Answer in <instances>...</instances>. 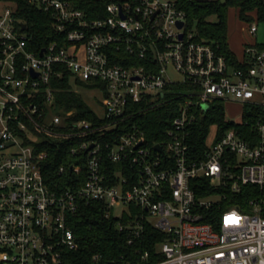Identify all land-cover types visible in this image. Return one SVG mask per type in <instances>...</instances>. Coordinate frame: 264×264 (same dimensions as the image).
<instances>
[{"label": "built area", "instance_id": "obj_1", "mask_svg": "<svg viewBox=\"0 0 264 264\" xmlns=\"http://www.w3.org/2000/svg\"><path fill=\"white\" fill-rule=\"evenodd\" d=\"M28 1L60 35L37 50L17 3L0 0L11 5L0 10V264H61L76 247L69 219L90 203L112 216L123 209L129 245L147 224L164 232L159 264H264V42L246 46L236 66L198 39L173 0H107V17L95 20L68 1ZM66 71L73 85L103 91L101 123L58 111L52 79ZM169 99L179 102L167 140L151 148L136 119ZM217 104L241 106V122L201 127ZM198 136L203 149L191 144ZM48 139L75 142L78 164L59 168L72 187L45 179ZM247 187L258 196L224 209L215 226L203 221ZM205 188L211 194L199 198Z\"/></svg>", "mask_w": 264, "mask_h": 264}, {"label": "trees", "instance_id": "obj_2", "mask_svg": "<svg viewBox=\"0 0 264 264\" xmlns=\"http://www.w3.org/2000/svg\"><path fill=\"white\" fill-rule=\"evenodd\" d=\"M17 3V18L28 26V30L33 37L32 44L37 50L42 49L58 40V34L53 28V19L50 15L37 9L28 0H14ZM74 3L79 9L86 11L92 19H103L107 17V0H63ZM178 7L187 14L188 28L198 35L199 40L213 42L219 51L234 65L238 66L237 56L232 52L228 37L229 25L228 14L231 8L237 9L240 18L244 22L253 23L257 21L264 25V0H173ZM215 18L216 21H212ZM88 83H79L85 85ZM91 85V84H89ZM53 88L57 89L55 94L58 111L65 113L74 111L76 118L86 119L91 123H101L100 116L95 113L85 102L82 96L74 91L71 73L66 71L64 79L53 77ZM181 87L170 88L172 91H180ZM172 95V94H171ZM173 96V95H172ZM170 96L169 98H171ZM168 104L158 109H148L142 117H137L136 121L143 124L145 129L146 144L151 148L157 143L166 141V131L171 127L174 118L173 111L177 107L178 100L169 99ZM250 108H246L249 110ZM246 121L251 120L247 113L244 117ZM252 123V122H251ZM218 125L229 129L233 124L225 120V108L222 104L216 105L213 114H208L201 127ZM252 124L246 127V131H251ZM246 137V136H245ZM203 149L205 140L198 136L191 141ZM75 145L73 141H60L48 139L41 149L48 152V159L43 164V175L47 182L55 190H63L72 187L68 183L71 176L59 174L62 165L69 166L72 163L78 164L76 156L71 155V149ZM195 147V149H197ZM110 165V164H109ZM113 168L115 165H110ZM117 167V165H116ZM86 170L83 171L85 180ZM83 182V180H82ZM255 187H247L237 196H231L228 202H223L221 207L204 211L203 221L215 226L221 213L229 206L241 203L245 204L253 199ZM208 190V191H207ZM211 194L209 189L197 191L199 198ZM128 221V216L117 219L109 215L107 208L101 203L81 204L79 211L72 215L69 224L75 235L76 247L66 250L63 254L61 264H159L165 257L160 252L159 247L166 242L168 236L156 230L152 225L147 224L143 237L133 245H129L128 236L119 231V223ZM147 255V256H146ZM98 256L100 259L96 260Z\"/></svg>", "mask_w": 264, "mask_h": 264}, {"label": "rangeland", "instance_id": "obj_3", "mask_svg": "<svg viewBox=\"0 0 264 264\" xmlns=\"http://www.w3.org/2000/svg\"><path fill=\"white\" fill-rule=\"evenodd\" d=\"M224 1V0H220ZM6 7H11L10 4L2 3L0 4V10H3ZM212 21H216L215 18H212ZM228 25H229V44L231 48L240 54L241 50L245 44L251 45L252 42L256 41L258 43L264 42V25L258 24V33L256 37H253L249 33L250 24L241 20L239 12L237 9L231 8L228 14ZM74 91L79 93L88 106L99 116L104 115V93L103 91L95 87V85H77L74 86ZM243 108L239 105L228 104L225 109V120L227 123H238L242 120ZM214 130V129H213ZM211 202H219L221 198L217 195L211 196L209 199ZM122 208L118 207L114 210L113 217L117 218L121 216ZM152 221H157V219H152Z\"/></svg>", "mask_w": 264, "mask_h": 264}, {"label": "crops", "instance_id": "obj_4", "mask_svg": "<svg viewBox=\"0 0 264 264\" xmlns=\"http://www.w3.org/2000/svg\"><path fill=\"white\" fill-rule=\"evenodd\" d=\"M228 39H229V37H228ZM255 42H256V41H255ZM255 42L253 41L251 45L255 44ZM229 45H230V44H229ZM246 46H249V44H245V46H244L243 49L241 50L240 54H239L238 52H236V50L234 51V50L231 48V46H230L232 52L237 56L239 62H240V61L242 60V58H243L244 50H245Z\"/></svg>", "mask_w": 264, "mask_h": 264}, {"label": "water", "instance_id": "obj_5", "mask_svg": "<svg viewBox=\"0 0 264 264\" xmlns=\"http://www.w3.org/2000/svg\"><path fill=\"white\" fill-rule=\"evenodd\" d=\"M200 1H212V0H200ZM182 26H183V24L179 25V27H182ZM23 28H26V26L24 25ZM155 150L162 152V148L160 146H156Z\"/></svg>", "mask_w": 264, "mask_h": 264}]
</instances>
